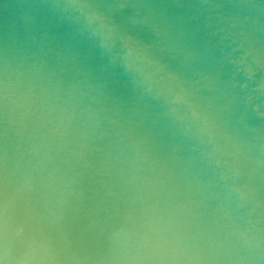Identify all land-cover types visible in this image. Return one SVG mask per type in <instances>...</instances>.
<instances>
[{"label":"water","instance_id":"obj_1","mask_svg":"<svg viewBox=\"0 0 264 264\" xmlns=\"http://www.w3.org/2000/svg\"><path fill=\"white\" fill-rule=\"evenodd\" d=\"M0 264H264V0H0Z\"/></svg>","mask_w":264,"mask_h":264}]
</instances>
